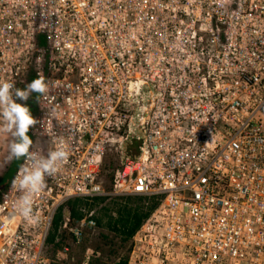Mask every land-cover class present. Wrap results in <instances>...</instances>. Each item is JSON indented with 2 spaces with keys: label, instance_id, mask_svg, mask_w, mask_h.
Here are the masks:
<instances>
[{
  "label": "built area",
  "instance_id": "1",
  "mask_svg": "<svg viewBox=\"0 0 264 264\" xmlns=\"http://www.w3.org/2000/svg\"><path fill=\"white\" fill-rule=\"evenodd\" d=\"M38 74L30 150L63 140L69 158L31 218L12 186L23 158L0 190V264H51L58 210L98 196L156 204L126 264H264V0H0V80ZM95 227L89 211L60 225L73 246Z\"/></svg>",
  "mask_w": 264,
  "mask_h": 264
},
{
  "label": "clouds",
  "instance_id": "2",
  "mask_svg": "<svg viewBox=\"0 0 264 264\" xmlns=\"http://www.w3.org/2000/svg\"><path fill=\"white\" fill-rule=\"evenodd\" d=\"M47 91L48 84L39 74L23 89L16 88L12 82L0 80V134L8 133L13 137L8 160L23 158L25 161L12 181V186L22 193L16 208L26 219L33 216V196L45 188L46 178L54 175L69 158L63 140H58L55 148L46 156L30 150L33 140L29 131L38 121L32 115L30 107L22 102H27L33 93L40 97Z\"/></svg>",
  "mask_w": 264,
  "mask_h": 264
},
{
  "label": "rangeland",
  "instance_id": "3",
  "mask_svg": "<svg viewBox=\"0 0 264 264\" xmlns=\"http://www.w3.org/2000/svg\"><path fill=\"white\" fill-rule=\"evenodd\" d=\"M35 106L36 102H34V107ZM34 109L35 108H33V110ZM32 115H35V111L32 112ZM12 140L13 137L11 134L3 133L0 135V181H5V177L3 176L6 172L8 173L10 171L9 169L15 161V159L11 161L8 160L9 146ZM20 160L16 161L17 164L16 162L14 163L16 167ZM117 167L118 159L115 152H109L105 157L104 166L101 172L102 186L105 191L110 189V175ZM9 178H7L5 184H7ZM139 204L145 206L148 205L144 200H140L134 196L107 197L104 200L98 201H93L92 199L90 202L82 200L78 207L79 212L81 214L83 211L92 212V216L96 221V227L93 231L85 235L81 244L73 246L70 245L68 237L63 231H61L59 226L54 241L50 243L48 242L47 246V256L51 259V264H112L118 261V259L126 257L131 238L126 239L122 233H119L120 228L118 227L117 230L108 227V215L110 214L116 219L118 210L124 205H127V207H134ZM68 213L69 211L67 210V207H62L60 211L61 223L64 215H67ZM97 220H100V224H97ZM60 235L63 236L64 243L69 244V251L67 253L57 252L55 255L53 245L60 241ZM87 250L89 253L91 252L92 255L89 257L88 261H85L84 257Z\"/></svg>",
  "mask_w": 264,
  "mask_h": 264
},
{
  "label": "trees",
  "instance_id": "4",
  "mask_svg": "<svg viewBox=\"0 0 264 264\" xmlns=\"http://www.w3.org/2000/svg\"><path fill=\"white\" fill-rule=\"evenodd\" d=\"M34 79L35 78L33 76H30L28 79V83H30ZM37 98H38L37 95L33 93L29 101L26 102V104L30 107L31 112L36 110V106L34 107V102H36ZM33 108L35 109L33 110ZM126 153L131 154V155L138 154V143H132L128 145L126 149ZM16 161L17 160L13 162L12 167L9 169L10 171L8 173L6 172L5 175L3 176L5 177V181L7 180V178H9L10 175H12L13 170L16 168V165L14 164ZM112 176H113V173L110 175V183L112 180ZM5 181L4 180L0 181V188H1L0 190H2L7 185L5 184L6 183ZM134 197L139 198L140 200H143V198L141 197H138V196H134ZM105 198L107 197L98 196V197L93 198V201L104 200ZM81 202H82V199L74 198L66 202V204L63 207H67V210L69 211L71 217L78 219V218H81L82 216V214L78 210V207ZM155 206L156 204L154 202H150L146 206L139 204L138 206L127 207V205H124L121 209L118 210L116 219L112 217L110 214L108 215L107 225L108 227L116 229V230H117V227L120 228L119 233H122L126 239H130L133 233L135 232V230L149 216V214L155 208ZM61 209L62 207L58 210V212L56 213L53 219L51 230H50L49 237H48L49 243L54 241V238L57 234L58 227L60 226ZM97 224H100V220H97ZM60 236H61L60 241L53 245V250H54L55 255L57 254V252H61L62 245L64 244V238H62L63 237L62 235ZM112 264H126V257L120 258L118 259V261Z\"/></svg>",
  "mask_w": 264,
  "mask_h": 264
}]
</instances>
